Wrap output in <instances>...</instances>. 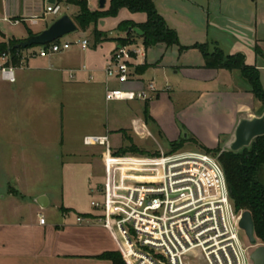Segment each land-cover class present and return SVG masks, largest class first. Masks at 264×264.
I'll list each match as a JSON object with an SVG mask.
<instances>
[{"label":"crops","instance_id":"crops-1","mask_svg":"<svg viewBox=\"0 0 264 264\" xmlns=\"http://www.w3.org/2000/svg\"><path fill=\"white\" fill-rule=\"evenodd\" d=\"M109 2L107 0L105 9ZM154 2L169 26L177 31L183 46L197 43L210 45L215 15H229L232 13L230 9L233 10L234 19L242 24L235 27L239 37L236 38L243 47L239 49L246 51V48L251 52L252 62L249 64L260 70L264 87V34L256 30L252 32L253 20L252 24L247 22L251 14L237 9L243 5L250 8L249 0ZM55 3L61 6V11L66 3L69 11L66 14L73 19L79 12L77 5L63 0H0V42L10 39L23 41L32 36L30 31L35 34L49 27L62 13L47 12V7ZM88 3L91 10L100 9L99 0H88ZM225 4L228 7L223 14ZM34 17H38L36 23H32ZM123 20L143 23L147 14L125 8L117 17H102L98 21V29L107 33L110 39L97 42L92 35L94 26H90L82 30L83 39L89 41L87 47L79 44L76 51L71 52L73 47L63 51L66 55L60 61L57 57L60 53L32 58L25 66L16 68L15 82L4 80L0 74V264H84L92 260L91 264H112L111 260L99 258V255L107 251H121L119 242L107 228L95 219H87L97 214L92 205L82 208L72 206L64 198H55L48 189L38 187V179L46 177L44 174L52 166L50 163L63 158V163L75 161L82 152L81 148L67 145L62 131L64 125L61 118L64 120L67 109L79 107V111L82 108L92 113L91 117L94 116L93 123L96 125L83 137L88 133L97 134L93 133L96 130L99 135L108 133L111 140L114 132L110 131L120 130V127L132 125L147 133L150 125L143 118L147 105L153 118L151 121L169 143L178 140L185 128L189 130L187 135L192 134L199 143L209 148L222 146L223 143V148H226L234 140L241 119L261 115L259 110L263 104L250 90L241 71L206 67L198 48L180 50L179 46L166 47L162 44L145 48L142 40L137 39L135 43L128 44L141 50L139 54L133 53L134 82L122 85L115 78L108 77L106 69L115 51L122 46L115 38L127 35V32L117 30ZM7 22L21 26L18 36L4 30L6 28L1 25ZM256 46L263 51V55L256 52ZM215 47L214 43L210 49ZM80 55L82 66L73 64ZM245 56L249 61L248 54ZM144 64L149 67L138 72L137 67ZM67 71L74 73L67 75ZM156 80L161 81V87L153 99L148 102L139 100L136 110L125 104L113 106L112 111H116L111 113L113 101L106 99L108 89H143L149 81L157 85ZM54 111L57 115L44 121V114ZM120 119H128V124H113L119 123ZM181 125L183 129H180ZM54 128L57 131L56 140L45 139L44 136L49 137V132H46ZM85 156L84 159L94 164L102 177L94 186L98 188L105 179L104 159ZM42 195L49 200L46 207L38 203ZM52 205L54 211L49 215ZM40 215L46 217V224L40 223ZM78 216L86 219L79 222ZM108 233L116 241L112 237L113 242L106 240Z\"/></svg>","mask_w":264,"mask_h":264},{"label":"built area","instance_id":"built-area-1","mask_svg":"<svg viewBox=\"0 0 264 264\" xmlns=\"http://www.w3.org/2000/svg\"><path fill=\"white\" fill-rule=\"evenodd\" d=\"M47 12L58 14L61 6L49 5ZM37 20L32 18V23ZM74 43L87 47L89 41L60 38L19 48L15 56L4 52L0 54L1 77L15 82L18 66L66 51ZM140 52L120 46L106 69L107 76L122 85L134 82L132 58ZM158 91L155 82L149 81L143 89L110 88L106 99L151 100ZM83 141L104 148L106 169L103 184L93 189L99 194L91 201L97 214L87 219H95L115 236L128 264H253L251 252L256 246L243 240L239 225L244 210L235 209L216 155L179 149L155 157L126 156L112 150L109 134H89ZM85 219L77 217L79 222ZM40 223L46 224L44 215H40Z\"/></svg>","mask_w":264,"mask_h":264},{"label":"trees","instance_id":"trees-1","mask_svg":"<svg viewBox=\"0 0 264 264\" xmlns=\"http://www.w3.org/2000/svg\"><path fill=\"white\" fill-rule=\"evenodd\" d=\"M63 1L79 7V12L74 20L81 30L94 26L93 34L97 42L110 39L107 33L98 29V21L102 17H117L120 11L125 8L131 12H145L147 20L143 23L123 20L118 24V31L127 32L125 37L115 38L120 45L133 44L137 39H141L145 48L160 44L166 47L179 46L180 50L198 48L204 56L206 67L226 68L229 70L239 69L249 84L250 90L264 106V87L261 81L260 70L255 65L247 63L245 54L235 53L226 55L219 47H215L213 51H210L208 43H197L193 46L181 45L177 31L169 26L166 19L157 9L154 0H110L108 8L94 11L90 9L88 0ZM134 27L141 28L144 31L143 36L130 31ZM30 35H33L32 31H30ZM19 42L20 40L18 39L0 42V54L11 52L15 56L16 51L19 49L16 45ZM256 52L263 55V51L258 46H256ZM14 63H18L16 57H14ZM148 67V64L138 66L137 71L143 72ZM144 114L147 121L153 120L147 105ZM122 131L126 133V130ZM126 139L131 144L120 148L117 154L149 153L133 143L130 136H126ZM188 141L198 144L202 150L213 153L218 157L225 171L235 209L237 211L249 210L252 212L255 223V235L258 241L264 244V135L256 138L249 147H245L240 151L223 149L221 145L209 148L199 143L195 137H183L181 140L170 142L172 147L171 152L182 149ZM99 258L109 259L112 261V264H128L119 250L104 252L99 255Z\"/></svg>","mask_w":264,"mask_h":264},{"label":"rangeland","instance_id":"rangeland-1","mask_svg":"<svg viewBox=\"0 0 264 264\" xmlns=\"http://www.w3.org/2000/svg\"><path fill=\"white\" fill-rule=\"evenodd\" d=\"M249 1H250V6H249L250 8H248L247 5H243V7L237 8V9H241V11H245V12L248 11L249 14H251V17L249 21L247 22H250V24H252L251 21L253 20L254 24L253 26H251L253 29L252 32L256 30L264 34V0H249ZM240 6H242V4H240ZM66 7H67L66 3L63 4V9L61 11L62 13L60 16L66 13H69ZM224 7L225 9L222 10V13L227 11L226 8L228 7V5L225 4ZM230 11L232 13H230L229 15H226V13L225 14L223 13L224 15H221L218 13L215 15V18L212 20V23L214 24L215 28L214 29L211 28L210 32L213 35L212 36L210 35V40H209V43H210L209 48H211V46H213L215 43V45L221 48L225 52L226 55L235 54V53L243 51L241 50L243 47L239 44V41L236 38L238 37L237 35L238 33H235L237 31L235 27L236 28L240 27L242 26V24H240L239 22H237L236 19H234L235 17H233V15H235V13L233 12V10L230 9ZM1 26L3 28L4 27L6 28L4 30L8 31L9 33L13 32L17 36L19 34L18 32H20L19 30L21 27V26H13L9 22L3 23ZM92 35L94 36L93 33ZM83 37L84 35H83L82 30H79V31L65 35L64 37H62V40H69V41L76 42L78 40H82ZM72 47L73 48L71 52L79 49L80 45L74 43ZM245 50L246 51H243L242 53H245V55L248 54L249 61H247V63H251L252 62L251 52L246 48ZM210 51H213V50L210 49ZM65 55L66 53L60 52V54L57 55L58 61H60V59H62V57H64ZM77 63L79 64L82 63L81 55L80 57L78 56L74 59L73 64H77ZM80 66H82V64ZM72 73L74 72L67 71V75H70ZM157 82H158L157 84L158 86L157 85L156 86L158 87V89H160L161 81H157ZM76 88L79 89L80 87L76 86ZM139 100L140 99L128 100V101H123V102L113 101L111 102V105H110L111 106L110 111L111 113L113 112L112 114H114L116 110L112 111L113 110L112 107L124 105V104L128 106V108L132 110H136L138 108ZM146 102H148V100ZM78 108L76 107V109L72 108L70 110L67 109L65 112L64 120L63 118H61L62 119L61 121H63L64 127L62 131L64 132L66 142L68 143L67 145H69V147L76 146V148H78L79 150L81 148L82 152L79 153L78 156H76L75 161L63 163L64 161V158H63L62 161L50 163L52 166L47 168L49 169V171L47 170L46 175L44 174V176L46 177H44L43 179L41 178L38 179V187L42 186L43 188L48 189L55 198H59V199L64 198L66 203L72 206L75 205V206H78L79 208H82V207H90L91 200L99 198V194L97 192H93V189H95L94 186L97 185L102 179L99 172L97 173L98 168L95 167V165L92 164L91 162L86 161L84 159V156L86 155L88 157H91V159L92 158L101 159L103 158L104 148L98 145L88 146L84 144V141H83L84 137L86 135H89L90 133L86 134L84 137H83V134L86 133L88 130L92 129L94 125H96V123L95 124L93 123L94 116L91 117L92 113L85 112L83 111L82 108L79 111ZM259 111H260L259 113L262 115L264 111L263 105H261ZM54 112L53 113L46 112L44 114V121H49L51 117L54 118L55 115H57V111H54ZM143 118H145V114L143 115ZM134 120L136 119L134 118L132 120L133 125H134ZM128 121H129L128 119H120L119 123L116 122L113 124H117L118 126H126L128 124ZM147 124L150 125V129H148L147 133L144 132L143 130L135 129L132 125L128 127H120L121 128L120 130L119 128H117L114 131H110V132H114L110 140L111 145H112V150L117 154L118 153L117 151L120 148L129 146L131 143L129 140L126 139V136H130L133 140V143H135L140 149H144L145 151L149 153L148 154L147 153L146 154L126 153L127 155L126 154H123V155L129 156V155L134 154L137 156H145V157L154 156L155 157V156H159L162 154L170 153L172 147L170 143L168 142V140L164 137V135H162L161 132L158 131V129L155 126V123H153V121L148 120ZM183 128L184 127L181 125L180 129H183ZM122 130H126V133H124ZM48 132H49V137L44 136L45 139L47 140L51 139L55 141L57 138L56 128L49 130L46 133ZM188 132L189 130L184 128L180 135L181 137H179L178 140H181L183 137H186V136L187 138L191 137L192 134L187 135ZM93 133L100 134L96 132V130ZM223 146H224V143L222 147ZM225 149H230V145L226 146ZM182 150H202V149L198 146V144H195L192 141H188L185 143ZM60 154H62V150H60ZM81 154L82 156H80ZM53 207L54 206L52 205L49 208L48 210L49 215L53 213L54 211ZM73 215L74 214H71V217H74ZM241 236L245 242L248 241L247 236L245 235L244 232H242ZM111 237L112 239H114L112 234L108 233V238L106 240L112 241ZM93 261L94 260H92L91 262ZM91 262H87L84 264H91Z\"/></svg>","mask_w":264,"mask_h":264},{"label":"water","instance_id":"water-1","mask_svg":"<svg viewBox=\"0 0 264 264\" xmlns=\"http://www.w3.org/2000/svg\"><path fill=\"white\" fill-rule=\"evenodd\" d=\"M107 0H99L100 9H105ZM79 30V26L76 21L68 14H64L56 19L49 27L39 33H35L28 39L20 41L17 48H28L34 45H44L54 42L69 33H73ZM130 31H134L140 36H143L144 31L139 27L131 28ZM264 135V113L259 116L251 118H243L239 121L236 130L235 138L230 144V150L240 151L245 147H249L252 142ZM38 203L42 207H46L49 200L46 195H42L38 199ZM240 227L247 236L250 244L256 246L251 252V260L253 264H264V244H259L255 235V223L252 212L244 210L239 222Z\"/></svg>","mask_w":264,"mask_h":264}]
</instances>
